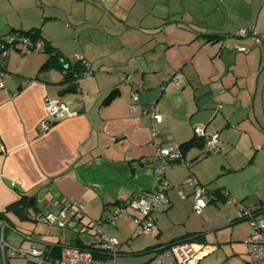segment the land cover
<instances>
[{"label": "crops", "instance_id": "1", "mask_svg": "<svg viewBox=\"0 0 264 264\" xmlns=\"http://www.w3.org/2000/svg\"><path fill=\"white\" fill-rule=\"evenodd\" d=\"M24 1L26 0H7L4 3L0 10V21L5 16L0 22V42L7 40L11 32L38 29L43 43L52 46L62 58L75 63L81 57L88 64L99 68L94 71L90 66L91 74L62 82L63 71L59 76L54 73V67H42L48 60L49 53L43 51L44 54L32 53L25 56L19 45L11 44L19 51L7 53L3 74H0V81L4 82V86L0 87V213H3L4 218L0 219L8 222L11 211L7 212V207L20 200L23 195L35 199V206L29 207L25 214L31 209L37 210L38 205L54 209L53 199L62 197L82 201L86 217L92 220V217L99 215L100 219L107 216V212L117 206V201L127 200L144 191L159 189L169 199L164 204L168 206L164 210V218L176 226L177 222L170 219V214L177 213L179 197L182 198L179 190L183 191L184 198L190 196L193 208L195 187L181 183L187 172L181 179H177L171 170L166 171L164 176L167 184H160L154 171L157 164L156 145L168 141L181 144L195 135L194 128L199 126L197 124L207 125L212 120L217 122L213 131L219 133V142L222 141L224 146L232 145L231 137L226 136V132L231 130L230 118L223 114L218 117V112L223 108L222 100L220 109L213 105L206 106L209 102H215V94L227 93L230 84L219 83L217 88H213L214 93L210 95L212 99L207 100V104L204 103L203 106L192 107L185 98H180L178 102L171 101V93L180 94L186 86L199 81L203 83L201 79L209 82L220 76L210 74L209 71L206 74H210V78H207L200 71L199 59L186 57L176 65L172 82L166 87V77L157 75L156 70L148 72L135 56L123 59L120 53L115 54L116 50L113 51L105 44L96 46V50L88 54L86 49L92 42L91 29L87 30L85 25L92 20L87 19V4H91V14L107 13L108 6L101 3H105V0H84L86 4L83 3L85 6L82 13L79 8H75L77 1L81 0H32L29 6H24ZM226 10L228 11L227 8ZM74 12L83 24L81 29L70 20ZM109 12L115 16L112 11ZM257 19L254 31L261 41L257 43L250 39L257 47L251 48L248 41L234 40L232 43L245 56L246 53L257 54L262 64L264 23L259 22L260 15ZM113 28L116 29L115 25ZM73 57L75 61L72 60ZM247 59L248 56L245 57ZM188 62L195 72L186 71L184 64ZM235 75L236 78L247 80L245 74ZM124 76H131L134 83H128ZM122 77L124 83H121ZM260 80L264 81V71L257 76V85ZM135 82L145 86L144 91L139 90L137 101L131 96L132 91L137 89ZM71 85H75L76 90L64 92ZM155 85L165 86L166 89L159 91L153 88ZM114 89H118V94L108 103H103ZM258 89L264 97V83L256 91ZM47 98L66 103L70 113L52 122L49 130L42 133L40 123L46 116ZM152 103H155L162 114L160 122L144 113L145 108ZM153 133L158 134L156 139H152ZM189 151L184 157L186 161L198 155L197 152ZM184 168L196 176L192 164L189 163ZM198 180L209 190V204L226 201L232 194L231 189L228 190L226 186L209 189L206 185L208 177L203 174L199 175ZM186 187L189 188L188 194L183 190ZM218 188L225 189L228 197L223 199L214 196L213 191ZM255 196L257 199L260 197L257 193ZM239 197H248V192ZM259 199L263 204L264 200ZM209 204L205 209L209 208ZM258 209L256 210L264 214L263 207ZM237 218L227 217V220L236 223ZM154 220L153 229L156 228L151 233L159 234L147 247L154 253L153 256L159 248L189 233H203L202 237L192 241L210 251L204 257L215 248L205 242L203 231L176 234L168 230L166 233L165 225L159 221V217L154 216ZM75 234L76 236H69L67 245H75L78 238L82 241L80 234Z\"/></svg>", "mask_w": 264, "mask_h": 264}, {"label": "rangeland", "instance_id": "2", "mask_svg": "<svg viewBox=\"0 0 264 264\" xmlns=\"http://www.w3.org/2000/svg\"><path fill=\"white\" fill-rule=\"evenodd\" d=\"M31 1H24V6L31 5ZM105 1L101 3L108 6L109 11L115 14L114 17L109 11L91 14V4H87V19L92 20L85 25L88 27L87 30L91 29L92 42L86 49V52L89 51L88 54L96 50V46L105 44L113 51L116 50L115 54L120 53L123 59L135 56L136 59L141 60L148 72L153 73L156 70L157 75H164L166 87L172 82L171 78L176 65L186 57H196L200 61L198 64L203 75L210 78V74L213 73L220 77L212 78L209 82L201 79L203 83L199 81L186 86L184 92L180 94L171 93V101L178 102L180 98H185L192 107L203 106L207 100L212 99L210 95L214 93L213 88H217L219 83L230 84L227 93L215 94L213 96L215 102L205 104L213 105L218 109L221 105L223 106L218 112V117L223 114L230 118L231 130L226 132V136L231 137L233 144L224 146L221 141L219 150L214 152H207L204 146L195 147L190 151L197 152L198 155L187 159L198 178L200 174L208 177L209 181L206 185L209 189L226 186L232 191L230 198L226 201L211 203L202 214H198L192 208L190 196L184 199L179 197L177 213L170 214L172 218L169 217L177 222L176 226H173L169 219L164 218L167 205L154 209L152 216L159 217V221L165 225L166 233L168 230L176 234L203 231L205 242L214 245L215 248L211 254L200 261V264H252L247 254V245L244 243V240L252 233V220L231 223L227 217L233 219L242 215L237 202L253 210L259 207L264 208V201L262 204L259 199L264 200V97L259 89L256 91V88L262 87L264 83L263 80H260L258 85L256 83L257 76L264 71V61L261 64L259 56L255 53L252 55L246 53L248 59L245 60L244 53L240 52L239 47H235L232 41H248L251 48L257 47L250 37H240L238 31L255 28L254 24L259 15V22L264 23V0ZM5 2L7 3V0H0V10ZM84 2V0L77 1L75 5L80 13L84 10V4H86ZM75 14L74 12L70 16V20L81 29L83 24L79 22ZM1 18L3 21L5 16ZM19 46L21 47V44ZM6 51L18 53L19 50L11 45L6 48ZM23 53L25 56L32 53L44 54L43 51ZM72 60L76 59L73 57ZM89 66L93 67L94 71L99 68L90 63ZM184 66L186 71L195 72L189 62ZM54 68V73L61 76V70ZM209 71L210 74H206ZM236 73L247 75V80L241 77L236 78ZM121 81L124 83L123 77ZM135 84L136 89L140 83L135 82ZM165 86L155 85L153 88L160 91V89H166ZM144 89H140V92ZM216 123L212 120L207 125H197L206 126L207 132H212ZM184 167L183 164L177 163L167 171L171 170L177 179H181L187 172L182 178L181 183H183L190 174ZM188 189L187 187L183 189L186 194ZM247 192L248 197H239ZM256 193L260 196L258 199L255 196ZM116 207L107 212L109 218L113 217ZM36 213L37 216H35ZM92 218L94 222L99 221L100 215ZM142 218L143 215L140 212L132 207H126L125 213L117 218L116 226L110 224L106 227L108 237L115 239L121 245L117 264H141L153 256L152 251L146 250L159 233L149 234L140 230L137 220ZM8 222L6 240L16 247L36 246L50 250L53 245L68 244L69 236H76L75 232L46 224L44 216L34 209L27 211L24 216L11 211ZM80 238L85 243L98 240L95 229H90L88 233H81ZM24 263L25 260L21 257H10L6 260V264ZM0 264H4L1 257Z\"/></svg>", "mask_w": 264, "mask_h": 264}, {"label": "built area", "instance_id": "3", "mask_svg": "<svg viewBox=\"0 0 264 264\" xmlns=\"http://www.w3.org/2000/svg\"><path fill=\"white\" fill-rule=\"evenodd\" d=\"M238 35L240 37H250L257 43L261 41L260 37L255 33L254 27L249 30L240 29ZM11 44H21L20 50L25 53L42 51L44 49L42 40L31 41L26 36L9 35L7 40L0 42L1 75L3 74L1 61L7 56L6 48ZM79 59L82 58L80 57ZM82 60L85 61L84 59ZM125 80L131 84L134 83L131 76H126ZM3 86L4 82L0 81V87ZM144 88L145 86L140 84L136 90L132 91L131 96L134 101L139 99V90ZM45 112L46 116L40 123L42 133L49 130L52 122L69 114L70 109L64 102L47 98L45 101ZM144 113L158 122L162 120V114L155 103L145 108ZM194 131L197 137L205 139L204 147L207 149V152L219 150L218 132H207L206 126H196ZM157 135V133H153L152 139H156ZM156 161L157 164L154 171L160 184L163 185L167 184L164 176L169 168L175 166L177 163L185 166L189 164L184 160L179 144L174 141L156 145ZM184 184L195 187L193 208L196 213H203L209 204L207 187L201 184L192 173L185 179ZM179 194L182 198L185 197L182 190H179ZM168 202L169 199L163 190L144 191L127 200L124 204L118 205L112 218L105 216L99 221L94 222L86 217L82 201L55 197L52 202L54 209L38 205L36 210L44 216L45 223L62 230H71L77 234L88 233L90 229H95L98 240L97 242H90L93 244V247L88 248L63 244L60 245L61 248L58 255L53 254L51 249L46 250L36 246L29 248L16 247L6 240V231L9 228L8 222L0 219V257L4 264H6L7 258L10 257H21L25 260L24 264H117L121 245L115 239L108 237L105 231L106 227L110 224L116 226L117 218L125 213L126 207H132L143 215L142 219L137 220L138 228L145 233H151L155 222L152 212L154 209ZM237 207L242 215L251 219L253 223L252 233L244 241L247 245L248 257L252 264H264V214L246 207L241 202H237ZM35 216H37V213ZM209 252L201 244L192 240H183L159 248L155 255L143 264H200L201 259Z\"/></svg>", "mask_w": 264, "mask_h": 264}, {"label": "trees", "instance_id": "4", "mask_svg": "<svg viewBox=\"0 0 264 264\" xmlns=\"http://www.w3.org/2000/svg\"><path fill=\"white\" fill-rule=\"evenodd\" d=\"M11 34H15L19 37H21V36L29 37V39L31 41L41 40L40 39V32L38 29L15 31V32H11L9 35H11ZM42 51H45V52L50 54L48 60L44 63V65L42 67L44 69H48L51 67L59 68L61 71L64 72V76L66 77V79L68 81L76 80L77 78H80V77L86 75L87 73H89V74L91 73V68H90V66H88L86 61H83L82 59H78L75 63H71L67 59L62 58L60 56V54L55 52L54 48L52 46L48 45V43H46V42H44V49ZM6 58H7V56L5 58H3L1 61L2 68H3L4 62L6 61ZM117 94H118V89L112 90L110 95L104 100L103 103H108ZM204 145H205V139L197 137L196 134L192 138H190V139L182 142L181 144H179L180 149L182 151L183 158L185 157V155L187 154V152L190 149L195 148V147H202ZM208 192H209V190H208ZM213 194H214V196H219L223 199L228 197L227 191L225 189H222V188H218V189L214 190ZM133 197H134V195L131 196L129 199H131ZM129 199H127V200H129ZM127 200H124L121 202L117 201L116 205L118 206V205L124 204ZM31 206H35V204H33V205L31 204V197L23 195L20 200L9 205L6 209V211L7 212L14 211V212H17L18 214H23V216H24L26 210ZM22 208H24V209L22 210ZM258 210H260V209H258ZM255 211H257V210H255ZM0 218H4L3 213H0ZM248 219H249L248 217L241 215L239 218H237L235 220V222L242 221V220H248ZM202 236H203V233L197 232V233H189L183 237H187V239H185V240H194V239L202 237ZM183 237H180V239H175L173 242H171L169 244L179 242V241H183L184 240ZM169 244H167V245H169ZM75 246L92 248L93 244L82 242L78 238L75 242ZM60 248L61 247L59 244L53 245V247L51 249L53 251L52 253L55 255H58L60 252ZM146 251H150V249L148 248Z\"/></svg>", "mask_w": 264, "mask_h": 264}, {"label": "water", "instance_id": "5", "mask_svg": "<svg viewBox=\"0 0 264 264\" xmlns=\"http://www.w3.org/2000/svg\"><path fill=\"white\" fill-rule=\"evenodd\" d=\"M67 81H68V80H67L66 77L64 76V79L62 80V82H67ZM75 90H76V86H75V85H71V86H69L67 89H65L64 92L75 91ZM34 201H35V199L32 198V199H31V204H33ZM23 209H24V208H22V210H23Z\"/></svg>", "mask_w": 264, "mask_h": 264}]
</instances>
